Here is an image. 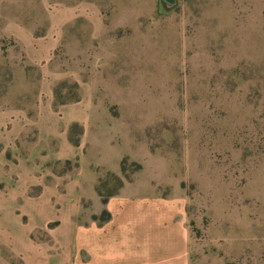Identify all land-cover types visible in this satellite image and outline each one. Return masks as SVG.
Listing matches in <instances>:
<instances>
[{
	"label": "rangeland",
	"instance_id": "rangeland-1",
	"mask_svg": "<svg viewBox=\"0 0 264 264\" xmlns=\"http://www.w3.org/2000/svg\"><path fill=\"white\" fill-rule=\"evenodd\" d=\"M63 7L97 22L80 20L67 33L56 53L66 78L54 96L57 105L93 101L94 148L85 152L99 204L89 185L78 186L70 218L57 202L50 222L25 233L18 255L0 246L3 259L64 264L63 224L100 223L97 191L130 185L184 202L190 264H264V0H0V108L27 107L37 91L36 69L13 33L38 36ZM80 135L71 125L69 139ZM105 147L104 167L96 166ZM55 171L74 177L79 162Z\"/></svg>",
	"mask_w": 264,
	"mask_h": 264
},
{
	"label": "crops",
	"instance_id": "crops-1",
	"mask_svg": "<svg viewBox=\"0 0 264 264\" xmlns=\"http://www.w3.org/2000/svg\"><path fill=\"white\" fill-rule=\"evenodd\" d=\"M80 20L97 23L81 7H63L50 12L48 27L38 36L32 31L13 33L27 65L37 72V91L30 105L0 108V246L17 255L27 240L25 233L42 229L55 217L57 202L62 208L58 211L71 217L70 202L78 186L89 185L87 194L98 201L92 188L96 177L88 168L92 152H85L90 144L94 148L90 142L94 131L89 128L93 101L82 95L73 103L57 105L54 96L55 86L66 78L56 66V53ZM73 124L81 128L77 142L69 139ZM105 150L110 149L95 156L96 166H101ZM73 160L79 162L74 177L56 174L57 164ZM109 170L117 172L119 166ZM62 183L63 193L58 188ZM132 190L125 185L103 205L110 215L107 222L63 224L64 264H190L191 233L184 202ZM3 258L0 254V264H8Z\"/></svg>",
	"mask_w": 264,
	"mask_h": 264
},
{
	"label": "trees",
	"instance_id": "trees-1",
	"mask_svg": "<svg viewBox=\"0 0 264 264\" xmlns=\"http://www.w3.org/2000/svg\"><path fill=\"white\" fill-rule=\"evenodd\" d=\"M125 166H126V159L122 160L121 164H120V170L123 174L126 172ZM112 178L115 181V183L117 184V188L121 189L122 185H123L122 180L120 178H118L117 176H112ZM97 193H98V196L101 198L103 204H106V202L108 201L109 198L116 196L118 194L117 192H115L113 194L104 196L98 191H97ZM109 219H110V215L106 211H103L102 218L99 220V222L104 223V222H107Z\"/></svg>",
	"mask_w": 264,
	"mask_h": 264
}]
</instances>
